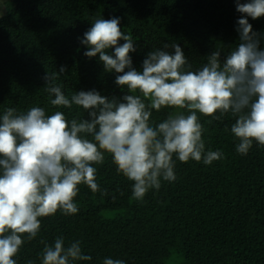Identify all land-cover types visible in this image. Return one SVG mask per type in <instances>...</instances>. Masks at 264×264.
Instances as JSON below:
<instances>
[{"label":"trees","instance_id":"obj_1","mask_svg":"<svg viewBox=\"0 0 264 264\" xmlns=\"http://www.w3.org/2000/svg\"><path fill=\"white\" fill-rule=\"evenodd\" d=\"M240 15L234 0H6L0 16V111L35 105L46 114L60 110L66 118L76 116L79 109H57L44 92L45 73L58 72L61 65L65 71L57 81L66 95L89 89L117 99L125 94L96 56L83 55L78 37L97 18H120L119 29L135 39L136 50L129 55L137 71L147 52L165 42L180 45L195 70L217 46L223 57L238 43L234 26ZM248 23L264 33V15ZM169 111L174 109L152 110V118L162 120ZM82 118L87 119L86 112ZM199 118L206 149H220L223 160L209 165L177 160V179L162 181L159 190L136 201L131 182L106 154L94 166L98 185L110 195L79 185L73 198L78 212L57 210L40 218V232L22 244L17 264L28 259L39 264L41 238L50 244L57 235L66 243L79 239L82 251L91 255L77 264H102L104 257L126 264H264V146L253 143L247 155H239L226 127L232 117Z\"/></svg>","mask_w":264,"mask_h":264},{"label":"clouds","instance_id":"obj_2","mask_svg":"<svg viewBox=\"0 0 264 264\" xmlns=\"http://www.w3.org/2000/svg\"><path fill=\"white\" fill-rule=\"evenodd\" d=\"M234 6L242 14L234 26L238 43L223 57L217 46L195 70L180 45L165 42L147 52L137 71L129 55L136 50L135 39L119 29L120 18H97L78 37L85 46L83 55L96 56L125 94L117 99L89 89L66 95L57 81L65 71L61 65L58 72L45 73L44 92L49 105L69 111L75 107L76 116L66 118L60 110L46 114L35 105L0 111V264H17L22 244L40 232V218L57 210L76 214L73 198L79 185L110 195L98 185L94 166L103 163L106 154L115 171L131 182V198L142 201L149 190H159L162 181L177 179V160L209 165L224 159L220 149H206L200 115L212 121L225 114L233 118L226 127L239 155H247L253 143L264 146V33L248 23V18L264 15V0H234ZM161 108L174 111L156 121L152 110ZM84 112L87 119L82 118ZM40 243L39 264L92 259L79 239L66 243L57 235L50 244L43 238ZM25 264L35 262L28 259ZM102 264L126 262L104 257Z\"/></svg>","mask_w":264,"mask_h":264},{"label":"rangeland","instance_id":"obj_3","mask_svg":"<svg viewBox=\"0 0 264 264\" xmlns=\"http://www.w3.org/2000/svg\"><path fill=\"white\" fill-rule=\"evenodd\" d=\"M5 1L6 0H0V16L4 13V10H5Z\"/></svg>","mask_w":264,"mask_h":264}]
</instances>
